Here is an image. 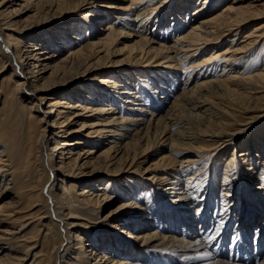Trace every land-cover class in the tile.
I'll list each match as a JSON object with an SVG mask.
<instances>
[{
    "label": "bare ground",
    "instance_id": "obj_1",
    "mask_svg": "<svg viewBox=\"0 0 264 264\" xmlns=\"http://www.w3.org/2000/svg\"><path fill=\"white\" fill-rule=\"evenodd\" d=\"M115 1L0 0V77L13 69L0 82V264H164L170 255L180 258L174 264H264V248L238 251L231 238L242 229L235 246L245 243L254 226L264 240V180L254 171L264 168V23L244 33L264 16V0ZM18 2L24 10L8 11ZM72 10L85 12L82 23L64 35ZM106 10L116 17L91 38ZM19 13H41L43 22L21 30L12 20ZM55 22H63L57 40L15 39ZM125 41L133 46L118 50ZM86 74L95 75L87 87L50 94ZM146 86L164 95H150L151 111L138 94ZM86 166L97 179L74 183L66 198L67 178L79 183ZM120 197L109 219L116 231L136 232L126 240L102 230L94 245L86 215ZM166 218L183 238L169 235ZM154 224L163 230L150 232Z\"/></svg>",
    "mask_w": 264,
    "mask_h": 264
},
{
    "label": "rangeland",
    "instance_id": "obj_2",
    "mask_svg": "<svg viewBox=\"0 0 264 264\" xmlns=\"http://www.w3.org/2000/svg\"><path fill=\"white\" fill-rule=\"evenodd\" d=\"M119 1L120 0H117V1H115V2H117V3H119ZM260 5H262V4H264V2H260L259 3ZM193 5V4H192ZM12 6V7H11ZM14 6V7H13ZM23 3H21V2H18V3H16L15 5H10V6H8V11H14L15 9H21V10H24V9H22L23 7ZM195 6V5H194ZM225 6V5H224ZM223 7V6H222ZM174 8H173V5H172V9L171 10H173ZM173 11H175V10H173ZM71 12H73V13H70L69 15H67V17H66V19H65V21L64 22H66V25H67V27H66V29H65V31H63L64 32V35H69V31L68 30H70V28L71 27H73V26H75V25H78V24H81L82 22L81 21H79L77 18H76V16H78V15H80L81 13L83 14V13H85V12H83V11H81V13L79 14L78 12H76L75 13V11L74 10H72ZM114 14H113V13ZM116 10H106L104 13H105V17L104 18H99V19H97L96 20V24L94 25L95 27H93V28H89V30H88V33H90V37L92 38L94 35H96V34H99V32H100V34L105 30V28H106V24L107 23H109L110 21L109 20H112L113 19V17L115 18L116 17ZM41 14V13H40ZM36 15L35 13H19V15H13V16H15V20L14 19H12L13 21H16L17 22V25H18V27H19V29H21V30H28L29 28H31V27H36V26H38V25H40V24H42V15ZM106 14H112V16H108V18H107V16H106ZM112 17V18H111ZM106 18V19H105ZM157 15H155L153 18H152V23L151 24H157V26H159L158 25V23L156 22L157 21ZM109 19V20H108ZM161 21V20H160ZM98 22V23H97ZM255 23H252V24H249V26H248V28L246 29V31H244V33L245 32H250V31H252V29L254 28V26H256L257 24H262V23H264V16L262 17V18H260V19H258V20H255L254 21ZM63 22H55V23H52V25H50V26H45V27H43V28H39V29H37V30H35V31H31L30 32V34H28V35H26V36H16V40L18 41V42H25V41H28L30 38H32V37H36V38H38V39H42V38H48V37H51L50 39L51 40H57V37L59 36V34H61L62 33V27H61V25L60 24H62ZM59 24V25H58ZM160 24V23H159ZM54 26V27H53ZM157 26H153L152 25V28L151 29H154V27H157ZM53 27V29H52V31H51V29L50 28H52ZM60 29V30H59ZM134 30V29H133ZM25 32V31H24ZM52 32V33H51ZM60 32V33H59ZM139 32V31H138ZM138 32H135V34L136 35H138ZM83 33H85V31H83ZM165 33V32H164ZM141 35V34H140ZM242 37H243V35H241V36H239V38H238V40L239 41H241V40H243L242 39ZM135 38V37H134ZM136 39V40H135ZM134 39V41H137V39L138 38H135ZM170 39L171 38H169L168 39V41L170 42ZM124 40H126V39H124ZM123 40V41H124ZM167 41V42H168ZM126 42V41H125ZM79 42H77L76 44H78ZM171 43H172V40H171ZM75 44V43H74ZM80 44V43H79ZM78 44V45H79ZM133 43H131L130 41L129 42H126V43H121V45H119L118 46V50H122V49H124L125 47H127V46H131ZM133 46V45H132ZM70 48H72V47H68L67 49H65V50H61V51H59V54L58 55H60V54H63L62 55V58L64 57V58H66L67 56H68V51L70 50ZM73 48H75V47H73ZM53 51H55V49H51L50 50V53H53ZM57 51V50H56ZM123 57H119V58H112L111 57V60H110V62L111 61H121V59H122ZM109 62V61H108ZM260 64H262V65H264V61L263 62H261ZM38 70V69H37ZM40 70H41V68H40ZM126 70V69H125ZM124 70V71H125ZM25 71H27V70H25ZM116 71H119V70H116ZM13 72V69L12 70H9L6 74H4V76H2V77H0V82L1 81H3V80H5V79H7V77H9V75L11 74ZM115 72V71H114ZM49 76V74L47 73L46 74V77H48ZM93 78V77H95V75H89V74H86L85 76L84 75H81V77L80 78H78V79H76V80H74V81H72L68 86H65V88H63V89H61V88H58V89H54V91H53V93H50V94H55L56 92H58V91H60V92H64V91H68V92H71L70 94H73V90L74 89H76L77 87H79V86H83V87H87L88 86V84L86 83V79H89V78ZM61 78V77H60ZM48 79H49V82H53V78H51V77H48ZM57 79L58 78H55L54 79V82H56L57 81ZM185 78L183 77L182 79L181 78H179V79H175V87H174V89H177L178 88V90L177 91H175V92H178V94H180L181 92H182V89H183V87H184V85H183V82L185 83ZM43 83V82H42ZM42 83H40L41 85H42ZM180 83V84H179ZM191 86V84L188 82L187 83V88L188 87H190ZM152 87V86H151ZM150 86L149 87H145V88H143V92L141 91V92H139L138 94L140 95V97H141V99H143L142 100V102L146 105V107L145 108H148L149 109V111H151L150 110V108H149V105H148V103H150L152 100L150 99L151 98V94H153L155 97L157 96H164L163 94H159V92H157V93H154V92H152V88H151ZM154 89H157L158 90V88L157 87H155ZM117 93V92H116ZM172 95V94H171ZM148 99V100H147ZM164 100V99H163ZM171 99H169V100H167V105H162L163 107V111H162V113L160 114V115H165V113H167V111H169V107H170V103H171V101H170ZM141 102V103H142ZM166 102V101H165ZM111 104H113V103H111ZM111 104H108L109 106L111 105ZM151 104V103H150ZM24 106H25V109H24V111H23V115H24V119H28V116H29V114H30V107L32 106L31 104H29V103H25L24 104ZM47 106H48V104L45 102V104L43 105V111L45 112V111H47ZM148 106V107H147ZM1 108H3V99H2V102H1V104H0V109ZM164 112V113H163ZM149 113V112H148ZM33 115H34V117H38L39 119H41V117H44V116H42L43 114L41 113V114H36V113H33ZM147 117H149V118H151V117H153L152 115L150 116V115H148ZM100 118V117H99ZM55 119V117H53V118H51V119H49V122H51L52 120H54ZM95 119V118H94ZM262 127V125L261 126H259V127H257L256 129H254V131H252L253 133H256V132H258V130H260V128ZM77 128V127H76ZM251 132V134H253ZM250 134V133H249ZM249 134H245L244 135V137L242 138V140H244L245 138H247L248 136H249ZM252 137V136H251ZM54 142L53 141H50V146H51V144H53ZM236 145H237V143H236ZM99 148H101V147H98L97 148V150L99 149ZM99 151L101 152L102 150H100L99 149ZM264 160V159H263ZM82 162V161H81ZM80 162V163H81ZM153 162V161H152ZM262 163V162H261ZM260 165V162H258L257 163V166H259ZM261 167V168H260ZM147 168V167H146ZM260 170V171H259ZM94 171V168L93 167H87L86 166V168L82 171L83 173H84V175L83 176H81V178L82 179H79L80 180V182L78 183L77 182V179L76 178H67V180H66V185H65V187H66V190L64 191V193H66V198H74L75 197V190H74V188H73V184L74 183H77L78 185H82V184H86V183H88V182H90V181H95L97 178H95V176H93L92 175V172ZM254 171L257 173V177H262L263 178V180H264V168L260 165L259 166V168H255L254 169ZM238 173V170L236 169V167H235V176L237 175V173ZM262 173V174H261ZM261 174V175H260ZM143 178H144V180H147V179H149V178H151V174L150 173H145V175L143 176ZM149 182V181H148ZM216 182L218 183V178H217V180H216ZM259 182H260V180H259ZM263 183H264V181H263ZM156 188H158V187H156ZM77 190V189H76ZM219 190H220V188H219ZM244 189H243V186H242V188H241V193L242 192H244L243 191ZM221 191V190H220ZM240 191V190H239ZM123 194V193H122ZM123 196V195H122ZM124 196H125V194H124ZM11 198V197H10ZM145 198H147V197H145ZM144 198V199H145ZM165 198H166V200L168 201L169 200V198L168 197H166L165 196ZM125 200H127V199H125V197H120V198H118V200L116 201V202H114L112 205H110L109 207H102L101 209H99V208H96V209H94V211L90 214V215H86V216H88V217H85V218H87V219H89L90 221H92V224H91V227H94V226H96L97 228V231H94V232H92V234H94L91 238H92V241H94V245H98L100 242H101V236L103 235V234H105V233H107V232H105V231H102V230H109V231H111L112 233H114L115 235H117L118 237H123V238H126V240H129V238H128V236L125 234V232H128V231H131V232H136V228L137 227H133L132 229H129L128 227H126L127 225H124V226H120L119 227V229H117V231L115 230V227H118V223H117V219H109L110 217L109 216H111L113 213H115V215H119L120 214V212H119V209H120V207H121V204L125 201ZM239 203V208H237V211H236V214H235V218L237 217V218H240V208H241V200H239L238 201ZM140 205H142V204H140ZM248 206V205H247ZM263 206H264V204H263ZM132 209V208H131ZM263 209H264V207H263ZM251 211H253L252 209H251ZM130 213H132V212H130ZM129 213V214H130ZM78 214H80V215H85V214H82V213H80V212H78ZM128 214V215H129ZM237 215V216H236ZM262 216H264V212H263V214H262ZM145 219V218H144ZM143 219V220H144ZM166 220L169 222H167V226L168 227H170V233H169V235H171V234H173L172 232H175V230L177 229L176 227H177V225H176V223L174 224V227H175V230H174V228L172 227V223H173V221L172 220H169L168 218H166ZM151 224V223H150ZM152 225V224H151ZM158 226H159V228H158ZM183 226H180V230L182 231V232H184V230H185V228L183 227ZM156 228H158V229H160L161 228V230H163V224H161V226L160 225H155L154 224V226H151L150 227V229H148V230H150V232H152L153 230H155ZM253 229H252V231H251V233L250 232H247L246 233V237H245V243H243V245H245L247 248H245V249H252V247L253 246H255L259 241V238L257 239V240H255V238H257V236H258V234L256 235L255 233L257 232V230H255L254 229V226L252 227ZM174 230V231H173ZM242 230V229H241ZM241 230L240 229H237V232L236 233H232L231 235H232V237L231 238H233L234 239V237L236 236V234H239L240 232H241ZM46 231V230H45ZM45 231L43 232V235H44V233H45ZM122 231H124V233H121ZM211 231H212V229H211ZM242 231H244V230H242ZM47 233H50L51 234V232L50 231H47ZM103 233V234H102ZM147 233H149V231H147ZM87 234V233H86ZM177 234V231H176V233L175 234H173V235H176ZM248 234H249V237H248ZM177 237H179V238H183L182 236H180L179 234L178 235H176ZM106 237H112L111 236V233H110V236H109V233H108V236H106ZM50 238V241H52V239H51V236L49 237ZM113 238V237H112ZM248 238V239H247ZM232 239V240H233ZM237 239H238V237H237ZM190 240V239H189ZM261 240V239H260ZM131 242L133 241V240H130ZM244 242V241H243ZM252 243H253V246H251L252 245ZM255 243V244H254ZM259 246H260V244H259ZM46 247V245L44 246V248ZM263 247H264V244H263ZM263 247H262V249H263ZM39 250L40 249H38L36 252H39ZM249 252H250V250H249ZM258 252H259V247H258ZM61 255H63V253L61 254ZM74 257H76V255L74 256ZM152 258H154V256L152 257ZM167 258V261L164 263V264H174V263H176V261H179L180 260V258L179 257H176V256H172V255H170V256H167L166 257ZM178 259V260H177ZM217 260H219V259H215V261H217ZM30 263V262H29ZM28 263V264H29ZM80 264H84L82 261H81V263ZM150 264H156V259H154V260H152V261H150ZM194 264H203V263H194Z\"/></svg>",
    "mask_w": 264,
    "mask_h": 264
},
{
    "label": "snow or ice",
    "instance_id": "obj_3",
    "mask_svg": "<svg viewBox=\"0 0 264 264\" xmlns=\"http://www.w3.org/2000/svg\"><path fill=\"white\" fill-rule=\"evenodd\" d=\"M220 227H223V225L221 224ZM214 239H215V237H206L205 242H211Z\"/></svg>",
    "mask_w": 264,
    "mask_h": 264
}]
</instances>
